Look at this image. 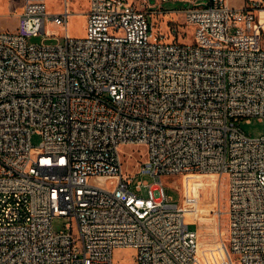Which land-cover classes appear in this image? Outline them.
I'll return each instance as SVG.
<instances>
[{
    "label": "built area",
    "instance_id": "2783aa9c",
    "mask_svg": "<svg viewBox=\"0 0 264 264\" xmlns=\"http://www.w3.org/2000/svg\"><path fill=\"white\" fill-rule=\"evenodd\" d=\"M182 1L195 6L169 13L190 43L156 28L168 12L148 0H88L85 36L61 44L31 39L58 36L46 21L67 28L69 0L59 13L25 0L0 31V264H115L121 248L137 264H203L185 192L178 204L163 184L190 175L226 177L221 248L264 264V135L241 128L264 123V0ZM137 176L154 183L133 190Z\"/></svg>",
    "mask_w": 264,
    "mask_h": 264
},
{
    "label": "rangeland",
    "instance_id": "374dc122",
    "mask_svg": "<svg viewBox=\"0 0 264 264\" xmlns=\"http://www.w3.org/2000/svg\"><path fill=\"white\" fill-rule=\"evenodd\" d=\"M149 4L154 9L163 8L166 17L159 16L153 22L159 31L165 33L169 38L174 37L182 42L190 43L194 40V28L186 22L183 14H173L170 11L184 12L187 9L193 8L195 3L190 1H167L160 4L159 0H148ZM24 0H0V31L7 29L13 30L18 22V17L21 13V8L24 5ZM70 11L72 15L69 19L67 28L51 24L46 21V30L58 36L46 37L40 34L38 37H33L31 42L43 45H55L64 43V35L67 33L70 37L81 38L86 34L88 10V0H69ZM49 11L51 13H59L66 9V0H47ZM4 9H7L5 12ZM173 20V21H171ZM176 20V22H175ZM241 128L245 133L253 138H258L264 135V123L259 118H252L249 121L243 120ZM33 145L38 146L42 141V136L34 133L31 137ZM137 148H126L128 153ZM144 152V147L139 148ZM136 157L139 158L136 152ZM140 159H129L125 157V171L127 175L133 176L136 174L137 166ZM188 176V177H169L163 180L166 186V191L174 201L178 204L184 202V192L186 202V216L189 221L196 223L191 225L192 229H198L201 241L200 260L203 264H237V260L232 255V261L229 257L228 243L227 247L222 250V239L226 240L228 226V182L225 176ZM146 180L148 183H154L151 177L137 176L134 179L132 189L140 180ZM144 196L148 197V189H144ZM195 200V204L191 201ZM66 219L56 218L54 220V229L62 230L65 227ZM227 248V249H226ZM115 264H137L136 251L133 248H121L114 253Z\"/></svg>",
    "mask_w": 264,
    "mask_h": 264
},
{
    "label": "crops",
    "instance_id": "0c3cea01",
    "mask_svg": "<svg viewBox=\"0 0 264 264\" xmlns=\"http://www.w3.org/2000/svg\"><path fill=\"white\" fill-rule=\"evenodd\" d=\"M24 1H25V0H24ZM229 3H230L231 6H234V7H236V8H241V7L243 6L244 0H229ZM24 4H25V3H24ZM23 7H24V5H23L22 8H21V12H22V10H23ZM4 11L6 12L7 9H4ZM17 24H18V22H17ZM17 24H15L13 30L16 29Z\"/></svg>",
    "mask_w": 264,
    "mask_h": 264
},
{
    "label": "bare ground",
    "instance_id": "6f19581e",
    "mask_svg": "<svg viewBox=\"0 0 264 264\" xmlns=\"http://www.w3.org/2000/svg\"><path fill=\"white\" fill-rule=\"evenodd\" d=\"M190 176H193V175H190ZM218 179H220V178L218 177Z\"/></svg>",
    "mask_w": 264,
    "mask_h": 264
}]
</instances>
